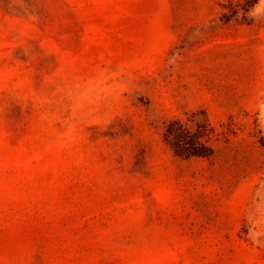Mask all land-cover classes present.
Here are the masks:
<instances>
[{
  "label": "rangeland",
  "instance_id": "374dc122",
  "mask_svg": "<svg viewBox=\"0 0 264 264\" xmlns=\"http://www.w3.org/2000/svg\"><path fill=\"white\" fill-rule=\"evenodd\" d=\"M0 264H264V4L0 0Z\"/></svg>",
  "mask_w": 264,
  "mask_h": 264
},
{
  "label": "trees",
  "instance_id": "16d2710c",
  "mask_svg": "<svg viewBox=\"0 0 264 264\" xmlns=\"http://www.w3.org/2000/svg\"><path fill=\"white\" fill-rule=\"evenodd\" d=\"M247 2L251 0H246ZM250 4L243 6L244 11H248ZM238 12L237 8L231 10V15ZM164 135L172 144L174 151L178 155L210 156L211 150L201 142V138L208 137L206 124L197 123L194 131L188 130L179 119L170 121L166 127ZM191 147V148H189Z\"/></svg>",
  "mask_w": 264,
  "mask_h": 264
},
{
  "label": "clouds",
  "instance_id": "9594fccd",
  "mask_svg": "<svg viewBox=\"0 0 264 264\" xmlns=\"http://www.w3.org/2000/svg\"><path fill=\"white\" fill-rule=\"evenodd\" d=\"M259 4H264V0H259ZM257 6L250 9L248 12L249 17H253V12ZM254 18V17H253ZM110 78L99 75L91 78L83 83H79L70 89V96L73 99V111L87 108L89 105L95 104L99 100L110 96L118 87L116 84H109ZM74 133V125H70L66 136L71 139Z\"/></svg>",
  "mask_w": 264,
  "mask_h": 264
}]
</instances>
